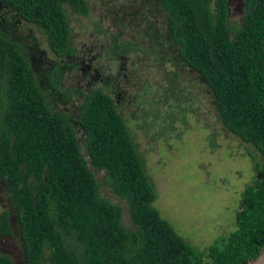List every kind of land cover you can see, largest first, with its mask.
<instances>
[{"label": "trees", "instance_id": "obj_1", "mask_svg": "<svg viewBox=\"0 0 264 264\" xmlns=\"http://www.w3.org/2000/svg\"><path fill=\"white\" fill-rule=\"evenodd\" d=\"M155 1L166 44L207 89L222 127L264 161V0H242L243 14L232 25L227 0ZM0 2L36 26L59 59L74 51L66 6L89 12L86 0ZM56 75L53 68L47 76L53 90ZM75 124L89 164L104 170L106 183L125 200L133 229L122 225L118 205L99 196L75 128L66 112L49 105L23 46L0 32V182L26 264H243L264 247L263 165L242 189L235 229L197 250L152 205L154 183L114 99L88 89ZM10 233L9 212L1 210L0 236ZM0 264L14 262L0 254Z\"/></svg>", "mask_w": 264, "mask_h": 264}, {"label": "rangeland", "instance_id": "obj_2", "mask_svg": "<svg viewBox=\"0 0 264 264\" xmlns=\"http://www.w3.org/2000/svg\"><path fill=\"white\" fill-rule=\"evenodd\" d=\"M86 1V16L66 6L74 51L62 59L49 51L36 26L1 2L0 32L23 46L49 105L67 113L98 194L119 206L122 225L134 228L126 202L106 183L105 171L89 164L75 124L78 105L90 88L114 99L154 183L152 205L177 234L203 250L235 229L242 189L255 180L256 166L264 161L222 127L207 89L166 44L164 14L155 0ZM242 14V0H227L229 25ZM131 45L134 49L127 50ZM53 68L57 90L47 83ZM1 210L9 212L11 233L0 236V254L26 264L18 224L0 182Z\"/></svg>", "mask_w": 264, "mask_h": 264}, {"label": "water", "instance_id": "obj_3", "mask_svg": "<svg viewBox=\"0 0 264 264\" xmlns=\"http://www.w3.org/2000/svg\"><path fill=\"white\" fill-rule=\"evenodd\" d=\"M243 264H264V247L258 252L255 257L249 259Z\"/></svg>", "mask_w": 264, "mask_h": 264}]
</instances>
